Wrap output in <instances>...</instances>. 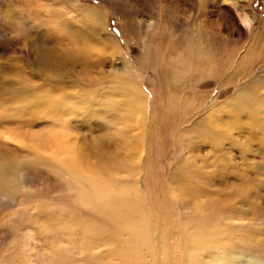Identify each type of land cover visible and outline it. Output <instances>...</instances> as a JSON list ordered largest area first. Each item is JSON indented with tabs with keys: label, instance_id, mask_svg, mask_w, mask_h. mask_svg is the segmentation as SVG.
<instances>
[{
	"label": "rangeland",
	"instance_id": "374dc122",
	"mask_svg": "<svg viewBox=\"0 0 264 264\" xmlns=\"http://www.w3.org/2000/svg\"><path fill=\"white\" fill-rule=\"evenodd\" d=\"M71 27L87 31L88 68L41 63L42 45L58 47ZM126 75L150 102L144 131L160 149L150 175L143 159L105 172L91 153L118 147L125 119L106 103L120 99ZM244 86L251 96L228 104ZM24 102L37 112L18 119ZM173 110L174 127L156 133ZM230 120L215 146L211 132ZM168 133L172 143L158 137ZM13 160L19 185L0 192V264H264V0H0V164ZM200 184L210 215L184 194ZM146 221L166 240L159 253L132 240ZM178 224L204 235L187 259Z\"/></svg>",
	"mask_w": 264,
	"mask_h": 264
},
{
	"label": "bare ground",
	"instance_id": "6f19581e",
	"mask_svg": "<svg viewBox=\"0 0 264 264\" xmlns=\"http://www.w3.org/2000/svg\"><path fill=\"white\" fill-rule=\"evenodd\" d=\"M240 20L244 26L247 27L249 25V19L247 18L246 15L240 14ZM62 38L65 39L66 41L64 43L60 42L58 44V47H57L56 43L49 44V47L42 45V48L45 50L46 53L38 56V59L41 61V63H43L44 65L51 64L52 66H54L56 68L63 67L66 64H73L76 66H82L85 69L88 68V66L90 64V62L88 61L89 56H90V51L87 50L86 47L85 48L83 47L84 42H87L89 40L87 38V31L85 29L79 30L77 28L71 27L69 30V33L66 35H62ZM106 42H109L111 49H113L114 51L117 50L114 42L110 38L105 37L104 39H102L103 44ZM100 51L104 52L103 49H100ZM66 62H68V63H66ZM174 68H176V67H174ZM117 89L122 90V93L120 94V99H118V97L115 96L112 98V102L109 101L108 103H106V106L108 108H110V110L112 112L122 114V117L125 119L124 124H123L124 130L123 131L118 130V133H117V137L119 140L118 147L113 152H110L107 154L105 153V154L99 155V154H96L93 150L91 151V153L97 157L96 166L105 172L111 173V172L118 171V170L119 171L120 170H128L130 166H132L133 168H138V166H140V164H141V160L143 159V163L145 164V168L148 171V175H150L151 174V168H152L151 161L156 156L159 155L158 150L160 151V149H158L156 147L157 143L154 141V138L151 137V134L147 135L144 131L146 125H147L148 129L151 128V121H152V120H150V118H149V121L146 119V114L151 112L149 109L150 102L148 100V95L147 94L144 95V92L142 91L140 86L135 81H132L131 78L128 77L127 75H126L125 80H120L117 83ZM38 94L41 95V93H38ZM250 96H251V93L248 91L247 86H244L236 92V99L230 100L228 102V104H232L233 106L238 105V102H236V100L238 98H249ZM33 101L35 102L36 100H33ZM54 101L55 100H53V101L47 100L46 104H51ZM39 103H41V101H39L37 104H39ZM27 105L28 104H26V102H24V104L18 106V112H19L18 114L24 113V116H19L18 119L25 118V116L29 115V113L32 111V108L28 107ZM88 105L90 107V100L88 102ZM94 105L95 104H93V102H92L91 107L88 110V112L95 119H99L97 116V113L99 111H97V112L94 111V109H93ZM79 107H82V105H79ZM29 108L31 110H29ZM153 110H154V108H152V111ZM36 112L37 111H32L31 114H34ZM173 112H168L164 117V121L162 119L159 120V122H161V128L157 129V132H156V123L154 122V126H155L154 132L160 133L161 130H163L166 127H174V124H176V122H177V120H174V118H175V116L177 117L178 114L174 110H173ZM181 114H182V118L185 119L186 117L192 116L194 114V112H193V110H185V111H181ZM151 115H152V113H151ZM153 116L156 117L155 111H153ZM157 122H158V120H157ZM128 123H129V125H128ZM183 123H184V121H183ZM233 123H235V121L230 120V121H226L225 123H222V124H220V123L217 124L216 128L220 132H218V133H216L215 131L211 132V135L209 136L208 139H210L215 144V146H217L218 143L221 142L220 143V146H221L223 141L228 137V133H224V130H226L228 128V126L230 124H233ZM133 124L137 127L135 128ZM147 127H146V129H147ZM232 127H235V126H232ZM135 129H137V131H138L137 133H133V130H135ZM135 132H136V130H135ZM179 132L176 136V142H175V150L178 152L183 151V144H182V141H180L181 138H180ZM221 132H223V133L220 134ZM218 135H219V139H220L219 142H218V140H219ZM162 136H165L167 138L169 136V133L168 134H162V135L158 134V137L162 138ZM168 138H169L168 143H172V139L170 137H168ZM107 139L114 141V142L117 141L116 139H113L110 136H107ZM46 144H49V140H46ZM142 152L145 154V156L141 155ZM121 153H122V157H120ZM78 157H77V159L79 161ZM20 163L21 162L18 160L16 162L13 160V161H10L8 163L0 164V192L2 194L11 193V192H14L17 190L18 185H19V177H17V173H18L17 169L19 168L18 166H21ZM80 163L86 165L83 162H80ZM181 164H186L191 168V164L188 161L182 162ZM9 171H11V173L8 174ZM140 171L141 170H139V172ZM175 172L173 173V175H176ZM17 183H18V185H17ZM147 192H148V190H147ZM148 193H150V191ZM120 194H122V193H120ZM184 194H186V195L192 194L193 196L202 197V199L205 198V199H203L205 201V203L201 202L202 199L200 200V205H198L196 211H199L201 209V205H202L203 206L202 211L204 212V208H205L206 209V215H207V213H208V215H210L209 210H212L214 208V206L211 204V202L208 201L209 196H207L206 192L203 190L202 184L199 185V188H196L194 190L185 189ZM6 195H8V194H6ZM107 195H104L102 198L104 199V197ZM106 204L109 207L111 206L109 200H107ZM225 205H226L225 208H226V212H227V211H229L228 210V203ZM152 210H154V209H152ZM227 215L231 216V213H229ZM231 224H230V226H231ZM178 227H179V231H180V227L182 230L181 240L183 243V250L185 252V259H187L188 255L186 252L188 249V245H191V244L197 245L199 242H202L204 235L199 237L196 234H200V233L199 232L196 233L195 230H193V232H192L193 235H191L190 237H187L186 236L187 234L185 235V231L183 230V225L178 224L177 228ZM151 228H154V226L151 225V223L148 221H146L143 226H141V224H139V223H136V228H134L133 231L131 230V235H133L132 240L135 241L139 245H142V244L147 245L148 247H150V249L153 250L154 253L155 252L159 253L158 250H159L160 246L162 245L161 243H164L163 241L166 242V240H163L161 242V240L164 238L160 239V231H159V235L157 236V239H155L154 234H151L149 232L151 230ZM170 228H172V226H170ZM162 232L164 233L166 231H162ZM167 235L168 234H166L165 236H167ZM156 241H157V244H156ZM185 243H186V245H184ZM256 260L257 259H255L254 263H253L248 257L246 259H241L239 257H237V258L236 257L235 258L229 257L227 259V261L225 262V264H227L229 261L230 262L228 264H260ZM204 262H206V261H204ZM204 262H202V264H204Z\"/></svg>",
	"mask_w": 264,
	"mask_h": 264
}]
</instances>
